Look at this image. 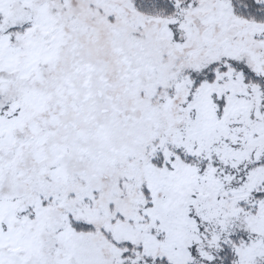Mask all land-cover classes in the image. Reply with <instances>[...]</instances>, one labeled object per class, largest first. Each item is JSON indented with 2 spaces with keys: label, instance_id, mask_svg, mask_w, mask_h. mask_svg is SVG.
Segmentation results:
<instances>
[{
  "label": "snow or ice",
  "instance_id": "obj_1",
  "mask_svg": "<svg viewBox=\"0 0 264 264\" xmlns=\"http://www.w3.org/2000/svg\"><path fill=\"white\" fill-rule=\"evenodd\" d=\"M0 264H264V0H0Z\"/></svg>",
  "mask_w": 264,
  "mask_h": 264
}]
</instances>
